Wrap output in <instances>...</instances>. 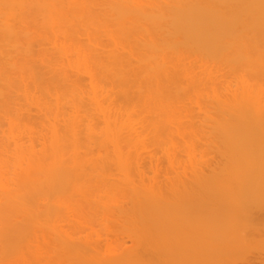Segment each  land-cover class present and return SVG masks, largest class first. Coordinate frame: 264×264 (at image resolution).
<instances>
[{"label": "bare ground", "instance_id": "obj_1", "mask_svg": "<svg viewBox=\"0 0 264 264\" xmlns=\"http://www.w3.org/2000/svg\"><path fill=\"white\" fill-rule=\"evenodd\" d=\"M0 264H264V0H0Z\"/></svg>", "mask_w": 264, "mask_h": 264}]
</instances>
